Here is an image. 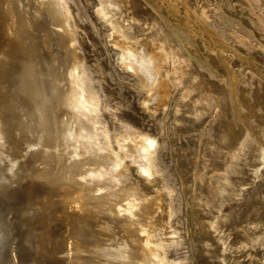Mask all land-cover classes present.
Returning <instances> with one entry per match:
<instances>
[{
    "label": "bare ground",
    "instance_id": "bare-ground-1",
    "mask_svg": "<svg viewBox=\"0 0 264 264\" xmlns=\"http://www.w3.org/2000/svg\"><path fill=\"white\" fill-rule=\"evenodd\" d=\"M123 2L98 0L99 17L109 21L124 9ZM70 8L68 0H0V189L6 191L0 192V264H170L162 237L173 234L167 204L170 199L165 200V187L158 177L161 174L157 175L152 162L157 135L127 128L126 133L112 134V140L107 136L103 127L107 122L102 124L103 116L97 115L98 98L85 85L89 79H85V58L78 44L79 25L76 27ZM126 38L113 37L117 62L145 88L141 105L159 108L170 92L166 51L158 50L157 43L151 47L153 41L145 44L143 39ZM88 204L104 209L106 222L99 225L100 221L92 220L97 214L92 208H83ZM59 212L71 220L59 217ZM110 223L119 229L118 239L94 230V226H101L113 231ZM97 233L110 238L100 239ZM252 236L245 233L242 245L249 238L255 240L257 234ZM16 239L27 248L25 257L21 253L26 249H16L17 263L16 256L6 257L14 250ZM89 246L93 250H83ZM83 251L92 255L81 256Z\"/></svg>",
    "mask_w": 264,
    "mask_h": 264
},
{
    "label": "rangeland",
    "instance_id": "rangeland-1",
    "mask_svg": "<svg viewBox=\"0 0 264 264\" xmlns=\"http://www.w3.org/2000/svg\"><path fill=\"white\" fill-rule=\"evenodd\" d=\"M123 1L124 9L107 21L97 13L98 0H68L75 25H79L78 44L85 58V79H89L85 85L88 92H95L96 96L92 95L96 100L98 98L97 115L103 116V120L99 118L102 124L108 123L103 125L107 136L112 140L111 136L126 133L127 128L131 132L145 130L158 136L152 162L157 175L161 174L158 177L167 192L164 191L165 200L171 201L167 204L173 234L162 236L166 238L163 243L168 251V262L264 264V0ZM113 37L116 40L128 37L129 41L136 42L143 39L141 43L146 41L145 44L148 40L153 41V44L149 43L151 47L157 43L158 50L166 51L163 52L168 57L166 76L171 89L159 108L152 106L149 110L141 105L146 90L132 73L119 66ZM181 58L185 60L181 61ZM171 65L175 66L173 70ZM204 103L208 105H205L206 109ZM0 192L6 191L1 188ZM58 199L60 196L54 198ZM89 205L83 208L89 210L92 208ZM93 208L97 217L91 219L102 225L106 222V211ZM58 214L66 217L68 222L71 220L65 213ZM222 217L223 222L218 223ZM110 226L116 225L110 223ZM94 228L112 235L111 239L120 237L116 234L117 227L111 229L113 231L101 226ZM245 233L251 236L256 233L257 239L252 236L244 247ZM97 237L110 238L99 233ZM19 239L13 245L14 250L6 256L7 259L16 256V263L18 251L26 249L21 253L22 257L27 252L25 242ZM83 250L93 248L83 247ZM79 254L92 255L89 251Z\"/></svg>",
    "mask_w": 264,
    "mask_h": 264
}]
</instances>
